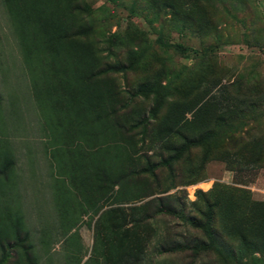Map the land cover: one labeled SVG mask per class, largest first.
I'll return each instance as SVG.
<instances>
[{
	"label": "rangeland",
	"instance_id": "374dc122",
	"mask_svg": "<svg viewBox=\"0 0 264 264\" xmlns=\"http://www.w3.org/2000/svg\"><path fill=\"white\" fill-rule=\"evenodd\" d=\"M193 1L199 26L149 0H0V264H264L232 224L264 202V167L210 153L230 131L264 137V102L177 157L182 139L142 122L189 90L264 98V0ZM213 205L228 248L175 249L209 244L186 219Z\"/></svg>",
	"mask_w": 264,
	"mask_h": 264
},
{
	"label": "trees",
	"instance_id": "16d2710c",
	"mask_svg": "<svg viewBox=\"0 0 264 264\" xmlns=\"http://www.w3.org/2000/svg\"><path fill=\"white\" fill-rule=\"evenodd\" d=\"M155 7H166L170 9L173 16L177 19L190 22L194 26L202 24V20L195 19L189 8L181 13V7L189 4L192 7L193 0H149ZM184 1V3H183ZM183 3V5H182ZM160 41V40H159ZM160 44L174 48L180 53H185L187 48L178 43H163ZM111 70V67H108ZM140 90L145 89V85H141ZM192 90L186 94V98L180 106L184 111L182 113L176 110H170L162 118L158 117L160 108L149 112L147 117L142 118V122L146 125L150 119L155 120L157 125L156 135L166 143L173 137H180L182 144L179 148L174 149L176 157L180 156L185 150L191 147L202 146L204 143L211 142L216 138V129L226 127L237 123L240 119H244L248 115V110L259 108L260 103L264 102V98L255 100L247 96L246 92L231 93L227 86H214L212 88H202L195 96H191ZM191 113L193 121L201 123L203 128L195 136H189L181 131V125L184 115ZM182 115V116H181ZM235 130L230 131L228 136H225L221 142L223 150L210 149V153L218 160L227 163L231 168L251 173L264 167V137L261 135L256 137H248L245 139L242 136H235ZM244 134V133H243ZM247 138V137H246ZM247 140V141H246ZM240 142V144L238 143ZM239 144V145H238ZM223 145H226L223 146ZM232 150H234L232 152ZM168 165V164H167ZM201 195L202 193L199 192ZM209 206L206 213L203 215L205 221L197 220L196 218L186 219L188 224L199 229L209 240V244L194 240L191 243L176 245V248H184L185 250H216L217 245H221V235L218 229V219L213 207ZM233 228L239 238V242L243 251L250 253H258L264 255V202L254 203L246 217L237 218L232 221ZM200 242V243H199ZM223 249L228 248L222 244ZM236 251L230 250L231 261L236 264ZM223 255V254H222ZM224 256V255H223ZM225 257V256H224Z\"/></svg>",
	"mask_w": 264,
	"mask_h": 264
}]
</instances>
